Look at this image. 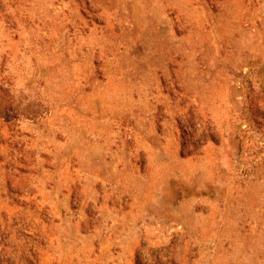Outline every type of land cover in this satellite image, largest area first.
Returning <instances> with one entry per match:
<instances>
[{
	"label": "rangeland",
	"instance_id": "374dc122",
	"mask_svg": "<svg viewBox=\"0 0 264 264\" xmlns=\"http://www.w3.org/2000/svg\"><path fill=\"white\" fill-rule=\"evenodd\" d=\"M0 264H264V0H0Z\"/></svg>",
	"mask_w": 264,
	"mask_h": 264
}]
</instances>
